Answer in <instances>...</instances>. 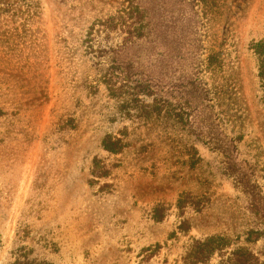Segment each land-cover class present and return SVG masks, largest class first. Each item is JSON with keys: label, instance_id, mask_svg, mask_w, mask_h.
Returning <instances> with one entry per match:
<instances>
[{"label": "rangeland", "instance_id": "rangeland-1", "mask_svg": "<svg viewBox=\"0 0 264 264\" xmlns=\"http://www.w3.org/2000/svg\"><path fill=\"white\" fill-rule=\"evenodd\" d=\"M262 40L264 0H0V264H264Z\"/></svg>", "mask_w": 264, "mask_h": 264}, {"label": "trees", "instance_id": "trees-1", "mask_svg": "<svg viewBox=\"0 0 264 264\" xmlns=\"http://www.w3.org/2000/svg\"><path fill=\"white\" fill-rule=\"evenodd\" d=\"M106 26L111 24V20L105 22ZM105 30V28H104ZM254 56L256 58V69H257V79L259 84V102L264 109V40L255 43L252 47ZM129 79L127 78L126 81ZM139 82V81H136ZM141 85V84H140ZM119 140H114L112 137H107L103 143V149L109 154H117L121 151L123 145ZM201 254V249L197 251Z\"/></svg>", "mask_w": 264, "mask_h": 264}]
</instances>
